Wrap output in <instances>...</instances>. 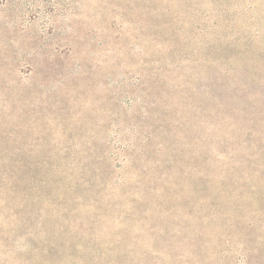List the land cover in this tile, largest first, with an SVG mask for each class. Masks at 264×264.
I'll return each instance as SVG.
<instances>
[{
  "label": "rangeland",
  "instance_id": "374dc122",
  "mask_svg": "<svg viewBox=\"0 0 264 264\" xmlns=\"http://www.w3.org/2000/svg\"><path fill=\"white\" fill-rule=\"evenodd\" d=\"M0 264H264V0H0Z\"/></svg>",
  "mask_w": 264,
  "mask_h": 264
}]
</instances>
